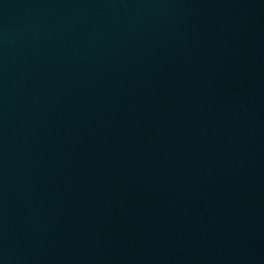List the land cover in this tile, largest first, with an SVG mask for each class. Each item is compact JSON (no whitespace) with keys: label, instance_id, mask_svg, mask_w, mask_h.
I'll return each instance as SVG.
<instances>
[{"label":"water","instance_id":"water-1","mask_svg":"<svg viewBox=\"0 0 264 264\" xmlns=\"http://www.w3.org/2000/svg\"><path fill=\"white\" fill-rule=\"evenodd\" d=\"M0 264H264V0H0Z\"/></svg>","mask_w":264,"mask_h":264}]
</instances>
